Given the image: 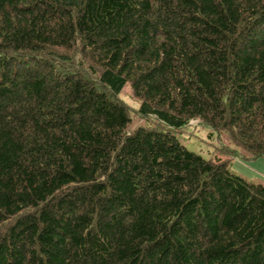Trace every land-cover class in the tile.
Masks as SVG:
<instances>
[{
  "label": "trees",
  "instance_id": "obj_1",
  "mask_svg": "<svg viewBox=\"0 0 264 264\" xmlns=\"http://www.w3.org/2000/svg\"><path fill=\"white\" fill-rule=\"evenodd\" d=\"M195 119L264 156V0H0V264H264Z\"/></svg>",
  "mask_w": 264,
  "mask_h": 264
},
{
  "label": "rangeland",
  "instance_id": "obj_2",
  "mask_svg": "<svg viewBox=\"0 0 264 264\" xmlns=\"http://www.w3.org/2000/svg\"><path fill=\"white\" fill-rule=\"evenodd\" d=\"M119 98L128 105L129 111L133 114L132 126L135 127L139 123L145 124V121L139 119L136 112L140 102L132 95L128 85L122 88ZM178 138L190 150L204 157L226 159L229 161L228 168L230 171L248 181L259 182L264 185V156L251 158L248 153L241 149L235 152L236 155H232L230 150L222 149L228 146L234 149L224 134L212 133L207 126L195 119L178 132Z\"/></svg>",
  "mask_w": 264,
  "mask_h": 264
}]
</instances>
